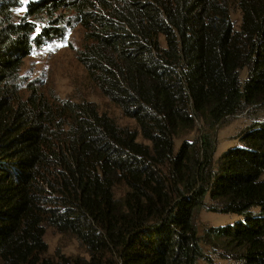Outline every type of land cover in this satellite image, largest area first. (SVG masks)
Wrapping results in <instances>:
<instances>
[{
	"label": "trees",
	"instance_id": "trees-1",
	"mask_svg": "<svg viewBox=\"0 0 264 264\" xmlns=\"http://www.w3.org/2000/svg\"><path fill=\"white\" fill-rule=\"evenodd\" d=\"M72 23L88 78L134 128L21 74ZM203 210L237 219L200 232ZM48 227L87 256L50 255ZM216 258L264 264V0H0V264Z\"/></svg>",
	"mask_w": 264,
	"mask_h": 264
},
{
	"label": "rangeland",
	"instance_id": "rangeland-1",
	"mask_svg": "<svg viewBox=\"0 0 264 264\" xmlns=\"http://www.w3.org/2000/svg\"><path fill=\"white\" fill-rule=\"evenodd\" d=\"M30 0H23L24 3ZM232 18L237 25L240 24L241 14L236 7H232ZM67 36L63 41H55L45 45L41 49H35L34 52L25 60L22 75L28 82L37 79V84L42 91L53 97L58 96L61 99L69 98L73 100H89L95 102L102 112L112 116L119 124L135 127V121L126 117L121 109L112 103L88 78L84 66L77 59L76 53L83 44L82 28L76 23H72L67 31ZM255 112L249 111L231 117L226 124L218 129L215 141L216 153L220 154L230 143L236 142V135L248 126L256 117ZM199 129L193 131L185 140H193L206 129L200 125ZM139 140H142L140 137ZM182 140L177 141V149ZM123 189L118 188L120 194ZM237 217L229 214H219L203 210L199 213L197 224L200 232L209 226H219L232 223ZM45 240L49 246V254L55 255L62 253L65 255L81 254L87 256L83 248L75 238L70 235L59 233L52 227H48ZM217 264H223L225 261L219 258L215 259ZM198 264H208L200 260Z\"/></svg>",
	"mask_w": 264,
	"mask_h": 264
}]
</instances>
